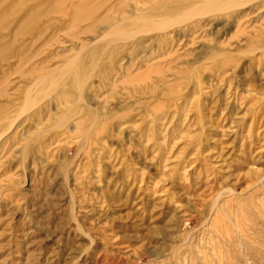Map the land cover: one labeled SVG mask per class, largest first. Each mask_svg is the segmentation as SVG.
<instances>
[{"label":"rangeland","instance_id":"374dc122","mask_svg":"<svg viewBox=\"0 0 264 264\" xmlns=\"http://www.w3.org/2000/svg\"><path fill=\"white\" fill-rule=\"evenodd\" d=\"M111 263L264 264V0H0V264Z\"/></svg>","mask_w":264,"mask_h":264},{"label":"bare ground","instance_id":"6f19581e","mask_svg":"<svg viewBox=\"0 0 264 264\" xmlns=\"http://www.w3.org/2000/svg\"><path fill=\"white\" fill-rule=\"evenodd\" d=\"M17 1H19V0H11V2L13 3V2H17ZM14 123V122H13ZM11 126V125H10ZM208 189L206 188V187H200L199 188V191H198V193L196 194L195 193V197H196V199H197V197L199 196V195H201L203 192H205V191H207ZM227 193H230V191L228 190V192ZM224 194V193H223ZM223 194L222 193H220V194H218V195H216L215 197V200L217 199H220L222 196H223ZM230 195V194H229ZM191 197V196H190ZM190 197H186V198H190ZM139 209V208H138ZM156 209V208H155ZM175 216L174 215H170L169 217H167L166 219L167 220H165V225H166V227H167V230L168 231H173V225L171 226V224H172V221H174L175 220V218H174ZM186 217V216H185ZM216 221V220H215ZM176 223H174V225H175ZM211 229V228H210ZM230 236V235H229ZM228 236V234H227V237H226V239L228 238V240L227 241H230V242H235V241H238L239 242V240H237L236 238H234L233 236L232 237H229ZM211 237H212V235H211ZM212 238H214V237H212ZM212 241V240H211ZM242 243V242H241ZM241 243H239V244H241ZM243 244V243H242ZM243 246V245H242ZM36 254V253H35ZM187 258V257H186ZM36 260V259H35ZM112 264V263H111Z\"/></svg>","mask_w":264,"mask_h":264}]
</instances>
